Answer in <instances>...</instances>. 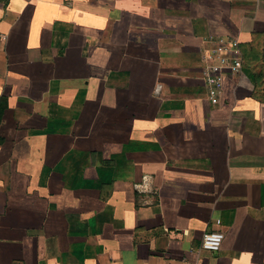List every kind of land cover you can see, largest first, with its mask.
<instances>
[{"label":"crops","instance_id":"crops-1","mask_svg":"<svg viewBox=\"0 0 264 264\" xmlns=\"http://www.w3.org/2000/svg\"><path fill=\"white\" fill-rule=\"evenodd\" d=\"M0 264H264V0H0Z\"/></svg>","mask_w":264,"mask_h":264},{"label":"built area","instance_id":"built-area-1","mask_svg":"<svg viewBox=\"0 0 264 264\" xmlns=\"http://www.w3.org/2000/svg\"><path fill=\"white\" fill-rule=\"evenodd\" d=\"M218 60L222 64V67H212L210 69V76L207 78V83L210 89V96L213 101H216L224 90V80L220 76L222 69L227 67L231 71H239L242 66V62L239 59H233L229 57H220ZM225 236L222 232H207L203 235L201 242V249L203 251L218 253L223 245Z\"/></svg>","mask_w":264,"mask_h":264}]
</instances>
